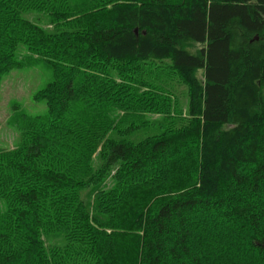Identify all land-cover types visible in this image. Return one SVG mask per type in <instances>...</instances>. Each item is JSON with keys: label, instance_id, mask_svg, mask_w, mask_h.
I'll return each instance as SVG.
<instances>
[{"label": "trees", "instance_id": "obj_1", "mask_svg": "<svg viewBox=\"0 0 264 264\" xmlns=\"http://www.w3.org/2000/svg\"><path fill=\"white\" fill-rule=\"evenodd\" d=\"M90 2L0 0V73L20 45L51 70L44 110L19 112L0 149V264H199L213 246L264 261V0ZM153 63L187 85V110L133 141L124 119L156 99ZM196 211L237 223L245 248L227 227L193 238Z\"/></svg>", "mask_w": 264, "mask_h": 264}, {"label": "rangeland", "instance_id": "obj_2", "mask_svg": "<svg viewBox=\"0 0 264 264\" xmlns=\"http://www.w3.org/2000/svg\"><path fill=\"white\" fill-rule=\"evenodd\" d=\"M91 0H68L70 6H77V8H83V6L93 5ZM6 17L3 16L0 18V24L3 25L5 23ZM67 20L70 21V18ZM45 28L50 29V24L42 17V20L39 23ZM72 23L70 24V28ZM9 29H12V26H9ZM12 31V30H11ZM20 51H17L18 60H21L22 66L9 68L6 72L0 73V149H12L16 146L20 134L19 128L16 123V119L18 118L19 112H25L29 115H35L37 113H41L44 110V104L34 99L35 93H37L38 89L43 87L50 79H51V70L47 67V65L42 61L35 60L34 54L30 53L26 46L20 45ZM2 56H0V63L2 61ZM5 63V62H4ZM124 68L129 72L134 71V62L131 63H122ZM162 64L153 63V64H142L140 66V70L144 71V79L147 82H143V84L149 85V79L151 78V85L157 84L159 89L155 90L152 94L156 96V99H152L147 103L140 104L142 106L136 107V109L131 110L129 112V116L124 120H134L135 125L132 126L131 131L128 138L133 141H137L138 139L143 138L145 135L150 134L151 132H157L161 129L160 124L162 121L167 119L166 113L170 112L171 107L176 109L179 113L183 110H187V97H188V88L187 85L180 80L176 74L172 73L170 68L161 66ZM114 73V77L117 81L122 80L123 78L118 75L116 72ZM138 75L142 78V73ZM202 71H198L196 76L198 79H201ZM128 74H124L127 77ZM157 75L161 77V79L157 80ZM162 80V81H161ZM160 82V83H159ZM128 83V81H127ZM164 88H161V87ZM156 87V86H155ZM124 95V94H123ZM123 95L118 96L122 97ZM151 95V91L149 93ZM163 95V96H162ZM167 97H164V96ZM145 112V113H143ZM148 112V113H147ZM138 113V114H136ZM184 114V111L181 112ZM180 113V117L182 114ZM184 116V115H183ZM182 116V117H183ZM147 120L144 122L146 127H137L136 125L140 123V120ZM120 127V126H119ZM197 212V213H196ZM194 215H196L195 220L201 222L202 219V229L200 227L196 228V233H194L193 238H199V233L207 234L210 232L218 231L220 232L224 227L227 229L222 230L221 233L231 235L236 232V234L240 235L238 241L234 240L233 247L236 249H243L246 238L244 239V231L239 229L237 223L233 221H228L230 224H226V220L218 219V215L213 213L203 214L201 212L196 211ZM202 214V215H201ZM209 216V217H208ZM208 217V218H207ZM217 217V221L214 220ZM206 218V220H205ZM261 220L262 227H264V221ZM197 222V223H198ZM195 229V227L193 228ZM230 231V234L228 233ZM195 231V230H194ZM193 231V232H194ZM221 233H218L221 234ZM47 238H44L46 247H49L53 244L62 245L63 239L61 236H54L53 233L49 232ZM196 234V236H195ZM200 239V238H199ZM207 241V240H206ZM194 255H200V263L199 264H264V261L259 255L255 252L248 251L246 253L243 252L242 255H239V260L236 263H232L228 258L221 260L219 257V251L217 246L211 247V249H205L204 251H199V254L194 253Z\"/></svg>", "mask_w": 264, "mask_h": 264}]
</instances>
